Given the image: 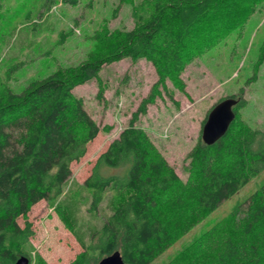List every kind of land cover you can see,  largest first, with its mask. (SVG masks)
Masks as SVG:
<instances>
[{"label": "trees", "instance_id": "16d2710c", "mask_svg": "<svg viewBox=\"0 0 264 264\" xmlns=\"http://www.w3.org/2000/svg\"><path fill=\"white\" fill-rule=\"evenodd\" d=\"M259 1L142 0L131 11L133 27L95 34L96 50L85 60L30 81L19 93L0 89V264H13L20 256L30 264V225L19 227L16 220L37 202L60 195L69 165L100 131L72 90L92 79L98 82L103 65L143 59L153 66L157 81L82 183L91 194V209L106 188L121 194V200L100 225L96 255L83 250L69 264H96L115 252L122 264H150L175 237L264 170V130L237 122L236 110L244 100L234 95L226 97L236 104L225 133L209 146L198 140L186 154L185 182L134 125L160 96L165 79L182 90L178 77L185 66L212 41L241 26ZM101 95L99 87L95 98ZM228 222L227 233L211 228L199 236L192 258L209 249L206 264H264V183L230 212Z\"/></svg>", "mask_w": 264, "mask_h": 264}, {"label": "rangeland", "instance_id": "374dc122", "mask_svg": "<svg viewBox=\"0 0 264 264\" xmlns=\"http://www.w3.org/2000/svg\"><path fill=\"white\" fill-rule=\"evenodd\" d=\"M74 1L69 5L67 0H0V89L19 93L30 81L85 60L96 50L95 34L103 29L112 32L133 27L131 11L142 0ZM97 78L99 83L92 79L73 88L72 94L81 99L84 111L100 131L86 145L84 155L69 165L70 176L60 195L37 202L24 219L16 220L19 227L24 222L30 225L26 248L30 264H69L83 250L96 255L100 225L121 200V194L106 188L91 209V194L82 183L97 157L148 95L157 75L149 62L123 58L103 65ZM178 81L182 90L165 79L163 87H158L160 96L146 106L134 125L185 182V156L200 140L202 122L219 100L231 95L244 100L236 110L237 122L264 130V0L241 26L212 41L188 63ZM99 87L102 95L96 99ZM105 126L109 131L101 130ZM262 183L264 170L187 233L175 237L150 264H206L209 249L202 251L198 259L192 258L196 240L211 228L227 233L230 212ZM238 218L233 220L235 224H239Z\"/></svg>", "mask_w": 264, "mask_h": 264}, {"label": "water", "instance_id": "95a60500", "mask_svg": "<svg viewBox=\"0 0 264 264\" xmlns=\"http://www.w3.org/2000/svg\"><path fill=\"white\" fill-rule=\"evenodd\" d=\"M235 99L224 98L215 103L208 111L200 130V140L204 145H211L227 130L234 118L232 107ZM13 264H28V259L20 256ZM96 264H122L117 252L100 259Z\"/></svg>", "mask_w": 264, "mask_h": 264}]
</instances>
